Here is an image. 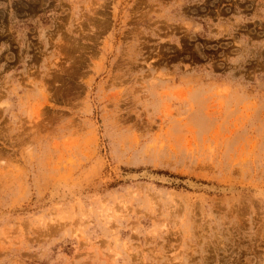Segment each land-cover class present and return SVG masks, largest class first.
Returning <instances> with one entry per match:
<instances>
[{"label": "rangeland", "instance_id": "374dc122", "mask_svg": "<svg viewBox=\"0 0 264 264\" xmlns=\"http://www.w3.org/2000/svg\"><path fill=\"white\" fill-rule=\"evenodd\" d=\"M0 264H264V0H0Z\"/></svg>", "mask_w": 264, "mask_h": 264}]
</instances>
